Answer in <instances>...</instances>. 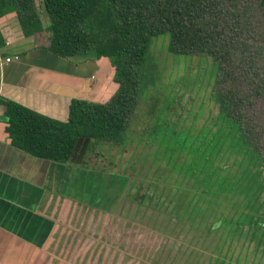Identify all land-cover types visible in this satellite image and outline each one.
Wrapping results in <instances>:
<instances>
[{"label":"rangeland","instance_id":"1","mask_svg":"<svg viewBox=\"0 0 264 264\" xmlns=\"http://www.w3.org/2000/svg\"><path fill=\"white\" fill-rule=\"evenodd\" d=\"M235 4L241 47L234 52L232 76L226 71L224 82L211 76L208 58L169 54V36L161 35L151 41L146 61L153 84L123 145L92 141L88 149L77 147L73 162L93 176L91 206L77 209L70 234L71 241H90V251L86 244L87 254L79 252L75 264H264V11L259 0ZM220 81L221 90L243 100L238 115L251 149L227 153L218 163L222 174L237 178L238 190L222 193L219 204L213 200L200 217L182 220L177 214L183 212L163 201L167 192L179 194L176 184L186 190L188 183L189 192H196L193 179L180 182L181 175L170 170L168 153L150 127L164 106L163 116L177 128L209 125L218 113L212 93ZM246 214L253 220L242 225Z\"/></svg>","mask_w":264,"mask_h":264},{"label":"trees","instance_id":"2","mask_svg":"<svg viewBox=\"0 0 264 264\" xmlns=\"http://www.w3.org/2000/svg\"><path fill=\"white\" fill-rule=\"evenodd\" d=\"M39 3L49 22V51L64 59L105 57L114 68L113 81L117 84L116 92L105 103L72 100L65 122L0 98L6 132L13 146L40 159L68 163L75 160L79 145L88 149L92 141L123 145L131 120L137 119L139 101L147 97L148 86L153 84L147 78L150 70L146 61L151 41L161 35L168 34L167 50L171 55L210 59V75L223 76V82L227 72L232 76L236 68L234 52L241 47L236 0H39ZM259 5L264 11V0H259ZM9 12H16L25 36L41 29L34 0H0V17ZM221 85L220 81V90L212 93L218 113L209 119V125L194 131L190 126L177 128L178 123L163 116L167 113L164 106L150 127L151 135L157 137L159 146L168 153L170 170L181 175L180 182L193 179L196 192H189L188 183L186 190H182L186 184H176L174 189H181L179 194L167 192L163 201L175 213L183 212L177 214L182 220L200 217L209 211L213 200L219 204L222 193L238 190L237 178L231 180L222 174L223 167L218 163L227 153L243 154L251 149L242 127L243 117L238 115L243 100L232 90H221ZM181 155L184 159L180 162ZM252 220L246 214L242 225Z\"/></svg>","mask_w":264,"mask_h":264},{"label":"crops","instance_id":"3","mask_svg":"<svg viewBox=\"0 0 264 264\" xmlns=\"http://www.w3.org/2000/svg\"><path fill=\"white\" fill-rule=\"evenodd\" d=\"M34 6L41 25L35 33L23 34L16 12L0 18V98L60 122L72 100L107 102L117 90L108 59L53 55L47 16L39 0ZM3 112L0 105V264H75L91 246L70 234L77 209L91 206L93 173L13 146Z\"/></svg>","mask_w":264,"mask_h":264},{"label":"built area","instance_id":"4","mask_svg":"<svg viewBox=\"0 0 264 264\" xmlns=\"http://www.w3.org/2000/svg\"><path fill=\"white\" fill-rule=\"evenodd\" d=\"M11 60H12V59H10V58H6L4 61H5V62H9V61H11ZM14 60H18V57L15 56V57H14Z\"/></svg>","mask_w":264,"mask_h":264}]
</instances>
